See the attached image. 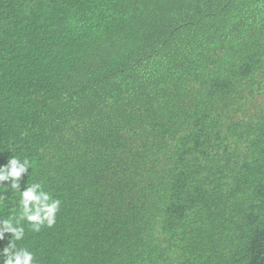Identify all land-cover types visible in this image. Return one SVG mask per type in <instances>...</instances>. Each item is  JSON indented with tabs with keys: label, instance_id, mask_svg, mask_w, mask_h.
Returning <instances> with one entry per match:
<instances>
[{
	"label": "trees",
	"instance_id": "trees-1",
	"mask_svg": "<svg viewBox=\"0 0 264 264\" xmlns=\"http://www.w3.org/2000/svg\"><path fill=\"white\" fill-rule=\"evenodd\" d=\"M13 157L33 264H264V0H0Z\"/></svg>",
	"mask_w": 264,
	"mask_h": 264
},
{
	"label": "clouds",
	"instance_id": "clouds-1",
	"mask_svg": "<svg viewBox=\"0 0 264 264\" xmlns=\"http://www.w3.org/2000/svg\"><path fill=\"white\" fill-rule=\"evenodd\" d=\"M30 162L24 159L23 162L19 158L13 157L8 159L6 163L0 164V184L6 185L11 191H17L19 199V209L13 210L12 215L0 221V240L5 239V234L10 233L12 240L5 245L0 251L3 254V264H33V254L25 248H17L14 241H20L25 232L21 226V221L27 220L35 222L34 227H38L46 219L49 224L54 222V214L57 211L59 201L48 203L49 196L41 191L39 183L21 188L20 178L27 172ZM11 180L10 186L5 181ZM2 200V198H0ZM41 213L44 215L42 216Z\"/></svg>",
	"mask_w": 264,
	"mask_h": 264
}]
</instances>
